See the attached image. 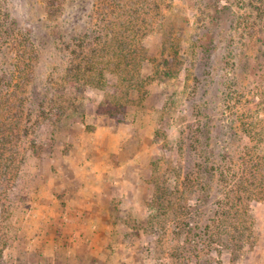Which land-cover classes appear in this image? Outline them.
Returning a JSON list of instances; mask_svg holds the SVG:
<instances>
[{
    "label": "rangeland",
    "instance_id": "obj_1",
    "mask_svg": "<svg viewBox=\"0 0 264 264\" xmlns=\"http://www.w3.org/2000/svg\"><path fill=\"white\" fill-rule=\"evenodd\" d=\"M0 3V264H264V0Z\"/></svg>",
    "mask_w": 264,
    "mask_h": 264
},
{
    "label": "trees",
    "instance_id": "obj_2",
    "mask_svg": "<svg viewBox=\"0 0 264 264\" xmlns=\"http://www.w3.org/2000/svg\"><path fill=\"white\" fill-rule=\"evenodd\" d=\"M3 4L0 3V43H8L10 42V30L12 29L13 26H15V20L13 23H11L10 20V13L8 11H3ZM6 18V20H5ZM6 21V23H4ZM11 23V24H10ZM17 30V29H16ZM27 35L29 34L28 37L32 36V34L29 31H26ZM29 46H34V44L29 43ZM7 76L6 74H1L0 75V81H5L8 82L6 79Z\"/></svg>",
    "mask_w": 264,
    "mask_h": 264
}]
</instances>
